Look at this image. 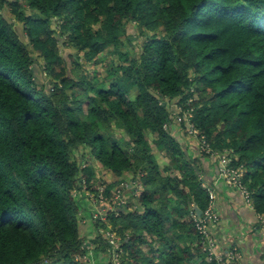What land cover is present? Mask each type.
I'll return each mask as SVG.
<instances>
[{"label": "clouds", "instance_id": "obj_1", "mask_svg": "<svg viewBox=\"0 0 264 264\" xmlns=\"http://www.w3.org/2000/svg\"><path fill=\"white\" fill-rule=\"evenodd\" d=\"M233 2L203 0L185 24L191 31L229 18L237 28L264 30V0L255 11L249 6H223ZM28 3L20 10L47 15L38 8L29 10ZM80 7L83 12L77 14L70 7L57 19L61 24L67 20L72 29L89 10ZM0 11L6 14L7 6ZM114 15L118 17L114 21L105 22L107 14L96 20V39L109 43L102 50L98 46L90 60L83 58L79 44H66L63 51H55L59 65H50L32 51L28 55L34 63L22 68L16 63L0 65V70L15 69V86L27 94V101L17 99L11 128L0 130V160L7 164L13 187L12 201L0 200V229L11 222L21 230L0 236H11L29 248L33 238L40 241L41 264H60V247H76L77 241L83 254L71 258L82 264H241L239 250L257 225L261 239L256 250L264 244V203L259 211L256 206L257 200H264V189L258 192V185L244 179L246 171L257 168L264 176V159L242 160L243 153L230 141L213 140L210 146L204 135L197 140L198 129L188 123L193 109L184 110L190 101L176 104L182 93L170 97L167 109L160 110L145 68L148 53L142 55L141 44L151 45L155 29L129 19L133 11ZM91 31L85 25L77 35ZM52 35L67 40L71 32L58 26ZM129 35L138 37L132 47L125 40ZM113 36L119 37L118 44ZM166 38L171 43L170 36ZM239 63L222 69L225 76L216 84L226 89L222 96L245 91L257 72L264 77V69L240 68ZM34 66L39 69L36 73ZM64 77L70 82L60 83ZM113 82L120 85L119 92L112 88L97 96L96 89H108ZM141 91L157 95L155 108L147 105L151 119L143 115L147 102L136 98ZM161 134L174 138L179 156L168 141L159 143ZM227 161L239 166L230 167Z\"/></svg>", "mask_w": 264, "mask_h": 264}, {"label": "trees", "instance_id": "obj_2", "mask_svg": "<svg viewBox=\"0 0 264 264\" xmlns=\"http://www.w3.org/2000/svg\"><path fill=\"white\" fill-rule=\"evenodd\" d=\"M24 2L26 0H0V9L4 5L8 8L6 14L0 11V40H2L0 65L16 63L22 68L23 64L34 63L35 58L28 55L30 51L35 52L41 59L47 60L50 65H59L60 59L53 57L55 51H63L66 44H79V52L83 54V58L90 60L98 53V46L99 50H102L103 46L109 43L106 40L96 39L99 35V25L96 24V20L107 14L105 22L108 18L114 21L118 18L114 15L115 13L126 14L128 11H133L129 19L143 21L146 27L155 29L152 37L149 38L151 45H146L144 41H141V44L144 45L142 55L148 53L145 57L147 60L145 68L149 73L148 79L151 81L149 86L155 89L159 97V109L166 110L168 99L182 93L176 100V104L181 106L184 101H190L184 110L193 109L188 123L198 129L197 140L200 135H204L210 146H214L213 140L230 141L236 146V151L243 153L242 160L245 157L252 160L253 156L264 159V155H261L264 153V83H261L264 77L257 72V79L252 81L245 91L232 92L227 96L221 95L226 89L216 86L217 82L225 76V71L222 69L232 67L234 61L240 62L238 65L240 68L264 69V30L249 31L243 27L237 28L231 19L224 18L214 20L207 27L189 31L185 21L192 18L194 10L199 9L203 0H30L29 10L38 8L47 13L43 16L21 11ZM216 2L219 3L221 0ZM90 4H95L97 7H89ZM105 4L108 7H104ZM80 5L88 7L89 10L79 24L72 26V29H69L67 20L61 24L57 19L70 7L74 8L77 14L83 12ZM131 5L136 6L134 10L130 7ZM258 5L259 0H252L250 4L245 0L244 5L234 0L232 4L225 3L223 6L236 8L249 6L255 11ZM49 22H51L50 25ZM13 25H15L14 28ZM85 25L91 27V35L87 33L84 37L77 35L81 27ZM213 25H217L216 30H209ZM58 26L71 32L69 39L65 40L62 36L52 35ZM110 27L114 30L115 26ZM173 30H175L174 34H172ZM169 36L171 43L166 38ZM132 37L134 36L125 37L129 47H132L138 39V37ZM112 40L119 43L118 36H113ZM157 42L164 47H158ZM56 45H59V49H56ZM84 49H89V52L85 53ZM214 53L216 55H213ZM72 55L71 52L66 54L69 57ZM97 63L99 61H93V64ZM118 67L122 66L118 65ZM38 71L37 67L32 68V73ZM52 71H55V67ZM14 72L15 69L0 70V130L11 128L17 99L27 101L24 89L15 86ZM69 82L70 77H64L60 81V83ZM112 88H115L117 92L120 91V85L113 82L108 89H96L97 96L110 92ZM209 89H211L210 94ZM157 95L143 91L137 93V100L143 97L142 102H147L143 115L148 116L149 119L151 116L147 105L152 104L155 108ZM180 114L183 115V112ZM169 123H171L170 120ZM181 125L183 126V121ZM184 135L186 136L187 132ZM165 141L175 148V154L179 156L180 150L176 147L177 142L174 138L168 140L166 134H161L159 143L165 144ZM9 160H11L10 154ZM252 162L255 163L254 160ZM227 163L230 167L234 164L239 166L236 161H227ZM8 171L6 162L0 160V182L9 185L8 187L0 185V200L6 197L12 201L9 193L13 191V187L8 179ZM260 172L259 168L248 170L244 176L245 181L250 180L254 185L259 186L258 192L264 189V176ZM261 203H264V200H257V211ZM8 230L21 231L14 228L11 222H7L0 232ZM258 236L261 239V233H258ZM79 243V241L76 242V247L70 244L62 245L57 261L60 264H82L81 261L71 258L73 255L83 254V250L78 247ZM32 244L33 247L29 248L11 236H0V264L5 262L7 264H41L40 256L43 249L40 248V241L33 238ZM65 246L69 248V251L63 250ZM107 246L110 248L112 245ZM260 248L264 251V244H261ZM44 258H48L46 253ZM53 264L56 262L53 261Z\"/></svg>", "mask_w": 264, "mask_h": 264}, {"label": "crops", "instance_id": "obj_3", "mask_svg": "<svg viewBox=\"0 0 264 264\" xmlns=\"http://www.w3.org/2000/svg\"><path fill=\"white\" fill-rule=\"evenodd\" d=\"M217 175H219V171ZM244 215L247 217L249 214L244 213ZM259 229L260 226L257 225L256 231L250 235L247 244L239 250L241 264H264V251L261 248L258 251L256 250V240H260V236H258V233H260Z\"/></svg>", "mask_w": 264, "mask_h": 264}, {"label": "rangeland", "instance_id": "obj_4", "mask_svg": "<svg viewBox=\"0 0 264 264\" xmlns=\"http://www.w3.org/2000/svg\"><path fill=\"white\" fill-rule=\"evenodd\" d=\"M133 38H135V37H133ZM193 125V124H192ZM194 127V126H193ZM195 128V127H194ZM122 247V246H121Z\"/></svg>", "mask_w": 264, "mask_h": 264}, {"label": "built area", "instance_id": "obj_5", "mask_svg": "<svg viewBox=\"0 0 264 264\" xmlns=\"http://www.w3.org/2000/svg\"><path fill=\"white\" fill-rule=\"evenodd\" d=\"M220 174V173H219Z\"/></svg>", "mask_w": 264, "mask_h": 264}, {"label": "water", "instance_id": "obj_6", "mask_svg": "<svg viewBox=\"0 0 264 264\" xmlns=\"http://www.w3.org/2000/svg\"><path fill=\"white\" fill-rule=\"evenodd\" d=\"M133 38V37H132Z\"/></svg>", "mask_w": 264, "mask_h": 264}]
</instances>
